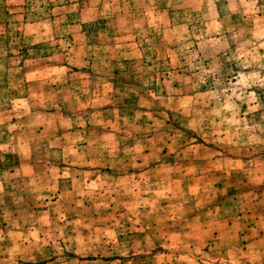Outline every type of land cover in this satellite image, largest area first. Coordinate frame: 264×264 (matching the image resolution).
Segmentation results:
<instances>
[{
  "label": "rangeland",
  "instance_id": "374dc122",
  "mask_svg": "<svg viewBox=\"0 0 264 264\" xmlns=\"http://www.w3.org/2000/svg\"><path fill=\"white\" fill-rule=\"evenodd\" d=\"M0 264H264V0H0Z\"/></svg>",
  "mask_w": 264,
  "mask_h": 264
}]
</instances>
